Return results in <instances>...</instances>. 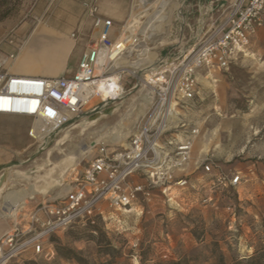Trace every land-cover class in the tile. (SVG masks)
Segmentation results:
<instances>
[{
    "label": "rangeland",
    "instance_id": "obj_1",
    "mask_svg": "<svg viewBox=\"0 0 264 264\" xmlns=\"http://www.w3.org/2000/svg\"><path fill=\"white\" fill-rule=\"evenodd\" d=\"M155 1L137 8L148 21L159 11L169 14L163 29L149 28L156 30L154 56L195 44L204 30L184 24L181 15L198 16L199 7L171 0L165 9L162 0ZM21 9L29 14L30 6ZM31 24L35 28L41 22H0V59L11 53L18 58L29 48ZM19 65L17 72L32 75ZM142 77L148 80L151 74ZM214 79H202L197 98L182 109L181 119L200 130L190 171L198 169L189 175V187L174 193L173 203L157 191L149 204L131 211L107 208L95 225L79 223L55 233L44 252L28 251L17 264H264V30L246 55ZM148 91L141 84L96 111L93 103L44 141L29 135L37 125L34 119L5 117L4 137L13 147L0 163V179H8L0 193V215L8 217L3 215L6 206L15 212V201L26 213L39 203L64 198L100 146L122 147L142 125ZM207 159L212 163L208 173ZM237 174L241 183L232 186L230 179Z\"/></svg>",
    "mask_w": 264,
    "mask_h": 264
},
{
    "label": "built area",
    "instance_id": "obj_2",
    "mask_svg": "<svg viewBox=\"0 0 264 264\" xmlns=\"http://www.w3.org/2000/svg\"><path fill=\"white\" fill-rule=\"evenodd\" d=\"M136 11L113 39L114 22L101 18L96 5L89 6L100 32L83 52L73 76H17L6 70L16 54L0 59V115L34 119L37 125L29 135L35 140L51 138L93 103L96 111L122 100L141 84L149 89L150 100L144 122L127 144L100 146L64 198L43 202L26 213L15 201V213L6 212L15 224L0 239V264H17L28 251L44 252L50 236L79 223L95 225L107 208L131 211L149 204L157 191L173 203L174 193L189 187L187 166L200 130L187 126L182 109L197 98L199 70L226 71L246 55L264 26V0H237L195 44L177 53L169 50L165 56L158 53L154 61L151 44L156 30L145 28L148 17ZM149 72L151 79L142 77ZM204 164V170L211 172L210 160ZM240 183L239 174L230 179L232 186Z\"/></svg>",
    "mask_w": 264,
    "mask_h": 264
},
{
    "label": "crops",
    "instance_id": "obj_3",
    "mask_svg": "<svg viewBox=\"0 0 264 264\" xmlns=\"http://www.w3.org/2000/svg\"><path fill=\"white\" fill-rule=\"evenodd\" d=\"M154 0H0V7H13L6 10L0 9L1 23L21 22L29 19L41 22L35 28L31 24L30 32L33 42L29 48L23 51L17 60L11 65L7 64L6 70L10 74L23 77H70L73 76L79 66L83 52L89 47L91 41H96L99 29L94 25V19L89 14V6L98 7V15L103 19H111L115 24L112 38L117 39L120 27L126 23L141 5H148ZM237 0H184L183 5L198 6L199 15H181V18L189 27L196 26L199 30H207L213 24L220 22L226 17L230 8ZM29 5V14L23 15L22 6ZM17 7V9H16ZM195 22V25H191ZM25 28V27H24ZM2 29H0L1 31ZM27 29H24L26 31ZM264 30V26L258 30ZM194 34V31L191 30ZM199 34V33H198ZM195 34L190 40L198 37ZM257 36L254 37L253 43ZM70 37L74 41L66 40ZM189 40V41H190ZM12 63V62H9ZM19 63L25 71L32 75L17 72ZM222 71H208L201 69L198 72V90L201 80L214 81L215 75ZM216 81V80H215ZM199 94V91H198ZM0 115V163L5 157L6 150L13 146L5 139V117ZM196 140V139H195ZM193 153V152H192ZM191 160L187 166V175L194 174L198 167L191 169ZM43 203V202H42ZM41 204V203H39ZM38 204V205H39ZM8 205V204H7ZM36 205V207L38 206ZM7 207V206H6ZM34 207V209L36 208ZM33 210V209H32ZM31 210V211H32ZM14 214L12 209L3 212V215ZM30 212V211H29ZM0 239L14 227V220L0 215Z\"/></svg>",
    "mask_w": 264,
    "mask_h": 264
},
{
    "label": "bare ground",
    "instance_id": "obj_4",
    "mask_svg": "<svg viewBox=\"0 0 264 264\" xmlns=\"http://www.w3.org/2000/svg\"><path fill=\"white\" fill-rule=\"evenodd\" d=\"M159 0H156L154 2V4H156ZM159 3V2H158ZM171 3V0H162V7H164L165 9L168 7V5ZM140 11V10H139ZM172 11V10H171ZM138 12V11H137ZM145 12V11H144ZM169 15V14H168ZM167 15V13L163 12V11H159L156 14V18L152 19L150 21L146 22L145 28H150V27H155V29H163V27H165L168 23H169V16ZM165 16H168V18H166ZM156 23H160V24H156ZM153 57H151V59H153L155 56L154 54L152 55ZM17 60V58H16ZM16 60L12 61V63H8L9 65L13 64ZM145 101L148 102L150 101L149 99H145ZM6 107H8V105H6ZM91 108V107H90ZM88 109V108H87ZM93 122V121H92ZM87 123V122H86ZM2 178L0 179V193L3 191L4 185L6 183L7 176L3 175L1 176Z\"/></svg>",
    "mask_w": 264,
    "mask_h": 264
}]
</instances>
